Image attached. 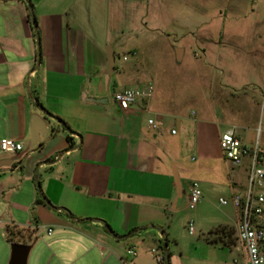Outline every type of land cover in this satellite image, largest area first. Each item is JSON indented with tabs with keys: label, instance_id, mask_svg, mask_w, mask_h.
<instances>
[{
	"label": "crops",
	"instance_id": "crops-1",
	"mask_svg": "<svg viewBox=\"0 0 264 264\" xmlns=\"http://www.w3.org/2000/svg\"><path fill=\"white\" fill-rule=\"evenodd\" d=\"M30 2L40 39L38 68L29 5L26 0H0V138L26 149L0 160V174L23 171L29 150H40L32 164L35 187L14 183L17 173L9 179L0 176V264L12 258V235L20 243L36 242L27 264H155L151 241L166 238L167 214L179 199L178 184L182 197L188 198L197 182L203 205L218 195L233 197L246 191L250 159L241 166L247 183L239 186L220 142L224 134L235 131L246 146L259 143L264 149L262 141L255 140L256 98L241 90L254 84L240 81V67L230 68L228 83L219 84V76H226L223 63L196 57L191 64L196 89L190 113L172 89L161 87L173 76L161 64L183 62L186 50L161 62L162 53H170L182 34V40L191 37L207 55L206 47L220 43L209 22L180 34L172 16L157 10L144 16L143 9L136 11L135 0ZM140 5L145 7V0ZM162 31L170 34L154 43L153 34ZM241 45L236 48L244 54ZM115 47L129 48L131 57L117 64ZM153 48L161 55L154 58ZM253 50L264 55L260 44ZM110 55L115 57L113 71ZM202 69L209 71L207 76H202ZM200 81L207 86L201 89ZM150 84L153 98L139 100L127 111L112 100L117 91ZM37 105L62 124L51 119L47 123ZM34 116L49 130L31 147ZM151 118L164 121L162 132L149 127ZM9 160V166L3 162ZM238 188L245 190L237 193ZM39 198L60 210L44 200L37 204ZM36 227L53 232L38 235ZM25 234L27 240L21 238ZM212 239L236 246L243 264L248 263L237 237Z\"/></svg>",
	"mask_w": 264,
	"mask_h": 264
},
{
	"label": "rangeland",
	"instance_id": "rangeland-1",
	"mask_svg": "<svg viewBox=\"0 0 264 264\" xmlns=\"http://www.w3.org/2000/svg\"><path fill=\"white\" fill-rule=\"evenodd\" d=\"M135 1L138 4L136 11L143 9L144 16H148L154 10L159 11L158 13L163 15L169 14L170 17L172 16L176 21L177 32L180 34L187 29L192 30L199 23H210V29L215 31L216 41L220 43L206 47L208 54L205 55L202 49L196 46L191 37L187 36L185 40H182L184 35L181 34L178 37L180 41L177 44L174 43L176 39H173L174 44L170 48V53L166 51L162 53L161 62L167 59L168 56L174 59L177 50H186V57L183 62L173 60L170 64L167 62L161 64L162 70L173 74L172 77L169 76L161 84V87L172 89L173 94L178 99L188 104L187 110L191 113L194 110L193 106H191L192 93L196 89L193 79V74L195 73L191 64L196 57L204 60L206 56L211 61L214 58L223 63L221 66L225 67L226 76L224 78L222 75L219 76V84L226 85L228 83L231 74L230 68L240 67L242 70L240 81L254 84L241 90L246 91L245 93H248L250 97L254 96L256 98L258 126L255 140L262 141L264 147V55H257L253 50L257 44H260L264 49V0H145V7L143 8H141V5L139 6L142 0ZM147 23H149V20H147ZM223 24L226 26L225 33L221 32ZM165 34H170V32L162 31L153 34L154 43H159L161 35ZM240 43L246 46L241 45L244 54L240 53L236 48ZM229 46H232V48H229ZM115 50L117 52V64L125 56L131 57L128 54L129 48L119 49L115 47ZM152 50L154 58L159 56V54L161 55L160 49L153 48ZM251 68L255 70L254 74ZM247 69L250 71L246 73ZM208 72L205 69L201 70L202 76H205V74L207 76ZM206 86L207 84L201 82L199 87L202 89ZM39 151L29 150L28 157L23 161L24 170H16L14 172L17 173L13 180L14 183L18 182L29 188L35 187L32 181V164L34 157H37ZM7 155L0 153V160ZM234 169L235 181L239 186L240 184L245 186L247 183L245 170L241 167H235ZM14 173H7V178L9 179V176L14 175ZM0 176L1 178L6 177L3 174H0ZM27 176L30 177L28 182L25 179ZM242 190V188H238L237 193H242L245 189ZM220 198L226 199L229 204L226 206L222 205ZM232 198V196L218 195L206 201V203L204 202V205L201 200L193 210L189 207L187 196L179 198L167 214L166 238L161 236L159 239L152 240L151 243L154 245L152 250L157 251L164 257L167 253L169 264H235V261L238 264H243L244 258L236 250V246L226 244L223 240H213L214 236L209 235V232L215 228L227 227L235 231L233 238L237 237L236 233L240 225V211L233 205ZM191 226L194 228V233L190 232ZM236 244L239 247L241 246L239 242H236ZM152 250H150V253ZM151 255L153 256L152 253ZM152 261L158 264L154 256Z\"/></svg>",
	"mask_w": 264,
	"mask_h": 264
},
{
	"label": "built area",
	"instance_id": "built-area-1",
	"mask_svg": "<svg viewBox=\"0 0 264 264\" xmlns=\"http://www.w3.org/2000/svg\"><path fill=\"white\" fill-rule=\"evenodd\" d=\"M154 86L148 85L143 89H125L113 94L112 100L122 111H127L139 100L149 101L153 98ZM149 127L155 132H162L165 123L162 119L151 118L148 121ZM176 130L172 134H176ZM221 149L225 158L234 166L241 167L246 158L250 159L248 171V185L243 194L234 195L233 205L240 211V225L236 236L238 242L243 247L247 257V264H264V149L257 143L253 147L246 146L237 136L235 131L224 134L221 138ZM24 145L11 139L0 141V153L8 155H18L24 151ZM202 200V191L197 182L192 183L188 194L190 209H195ZM220 203L228 205L226 199H221ZM37 234L47 231L51 235L53 230L46 227H36ZM190 232L194 233V228L190 227ZM156 262L164 264L165 257L157 251L152 250ZM129 254L136 255L134 250Z\"/></svg>",
	"mask_w": 264,
	"mask_h": 264
},
{
	"label": "water",
	"instance_id": "water-1",
	"mask_svg": "<svg viewBox=\"0 0 264 264\" xmlns=\"http://www.w3.org/2000/svg\"><path fill=\"white\" fill-rule=\"evenodd\" d=\"M26 2L29 5V8L31 10V21H32L33 27H34L35 32H36V35H37V42H38L37 68H38L39 65H40V61H41V52H40V39H39L38 32H37V21H36L35 13H34L33 6L31 4L30 0H26ZM114 66H115V57H114V55H110V57H109V68L113 71L114 70ZM95 101L103 102L102 100L101 101L100 100H95ZM107 101L108 100H104V102H107ZM37 107L46 116V119H45L46 122L49 119H51V120H55L59 124H62V122L60 120H58L54 116L50 115L40 105H37ZM47 123H46L47 126L44 127L41 124L40 118L38 116H34L32 118V144H31V147L38 143V141H39V135H41L43 137L46 135V133L49 130V125ZM67 152H68V150L64 151L63 153L65 154ZM3 162H8L7 165L9 166V165L12 164L13 161L12 160H9V161H3ZM36 184L39 187V180H38V178H36ZM182 195L183 194L179 190V184H178V198L182 197ZM43 200L45 201V203L50 208H52L54 210H60V209L54 208L53 205L46 198H43ZM111 235L114 238H117V236L113 232L111 233ZM17 238H18L17 235H12V237H11V239L13 240L12 241V244H11V248H12V258H11L9 264H27V260H28L29 253L32 250V248L34 247V245H35L36 242L34 241L31 244H28V243H20V242L16 241ZM21 238L27 240V235L26 234L25 235H22ZM165 258H166L167 264H169V256H168L167 253L165 255Z\"/></svg>",
	"mask_w": 264,
	"mask_h": 264
},
{
	"label": "trees",
	"instance_id": "trees-1",
	"mask_svg": "<svg viewBox=\"0 0 264 264\" xmlns=\"http://www.w3.org/2000/svg\"><path fill=\"white\" fill-rule=\"evenodd\" d=\"M68 140H71L69 137ZM37 204H44V201L42 199L37 200ZM235 234V231L233 229H228L227 227H218L209 232L210 236L219 237V236H227L230 240L233 239V236ZM167 243V242H166ZM166 261V258H165ZM167 264V262H165Z\"/></svg>",
	"mask_w": 264,
	"mask_h": 264
}]
</instances>
